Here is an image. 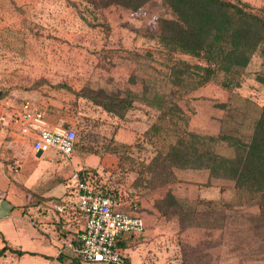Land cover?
<instances>
[{"label": "rangeland", "instance_id": "374dc122", "mask_svg": "<svg viewBox=\"0 0 264 264\" xmlns=\"http://www.w3.org/2000/svg\"><path fill=\"white\" fill-rule=\"evenodd\" d=\"M223 1L264 13V0ZM173 18L164 0H150L137 10L102 0H0V89L35 93L41 102L48 93H60L65 106L48 123L52 129L75 123L71 159L79 162L73 167L97 175L103 192L194 196L196 190L178 180L181 174L152 190L155 176L147 171L152 159L184 130L191 132L188 123L204 118L220 121V134L245 137L254 109L264 104V43L237 80L216 70L205 81L202 56L171 51L159 39L160 21ZM215 150L230 155L226 143ZM47 155L58 157L53 151ZM104 157L106 165L99 166ZM39 164L47 165L46 159ZM210 177L222 181L223 199L216 203L225 210L224 227L177 233L162 222L160 233L139 249L141 264H264V217L256 198L227 190L225 178ZM197 200H186L184 211L204 209Z\"/></svg>", "mask_w": 264, "mask_h": 264}, {"label": "trees", "instance_id": "16d2710c", "mask_svg": "<svg viewBox=\"0 0 264 264\" xmlns=\"http://www.w3.org/2000/svg\"><path fill=\"white\" fill-rule=\"evenodd\" d=\"M104 5H117L137 10L150 0H102ZM175 18L160 21L159 39L171 51L194 57L202 56L206 79L215 71L224 73L231 81L243 74L252 55L264 43V13L256 15L223 0H164ZM214 68V69H213ZM254 119L248 135L235 137L231 133L217 136L198 135L184 130L166 152L158 153L148 165L154 174L151 189L173 183L178 172L208 170L211 174L234 183L238 193L256 198L259 217H264V104L254 109ZM76 135V134H75ZM226 143L229 156L217 153L215 145ZM89 171H80L83 174ZM91 172V171H90ZM100 179L95 185L97 191ZM147 185V182H144ZM184 199L167 191L154 202L165 220L174 221L183 231L189 227H205L207 231L221 230L226 213L216 202L197 200L195 209L185 212ZM118 246L123 249L121 240ZM20 256L23 252L7 246Z\"/></svg>", "mask_w": 264, "mask_h": 264}, {"label": "crops", "instance_id": "0c3cea01", "mask_svg": "<svg viewBox=\"0 0 264 264\" xmlns=\"http://www.w3.org/2000/svg\"><path fill=\"white\" fill-rule=\"evenodd\" d=\"M0 24L3 23L0 21ZM9 24L7 20V30L12 28L8 27ZM1 26L0 32L4 28ZM48 97L42 98L41 102L35 93L19 92L9 89V87L6 90L0 89V116H10L22 103L29 102L32 107L42 111L45 126L52 129L48 121L52 117H56L54 115L60 113L65 105L60 93H48ZM230 97L232 98L233 95ZM226 99L227 97L224 102L227 101ZM34 100H37V103ZM229 108L228 106V111ZM223 112L226 114L225 111H222L221 116ZM73 126L75 123L70 122L67 127ZM221 127L220 121L218 123L216 120H212L206 123L205 118L197 125L188 123V129L191 132L205 136L219 135ZM135 129H137L136 126ZM31 135L33 136V134ZM31 145V138H21L18 128L14 125H8L0 134V251L4 246H7L10 249L23 252L22 255L17 256L6 251L0 257V264H74L76 259L70 255L67 249L63 248L62 242L73 241L83 229V219L77 208L76 199L68 187L69 176L74 170H78L73 167V163L76 164L79 159L66 160L60 155L54 159L47 155L52 150L45 154L35 153ZM16 157L22 159V166L18 173L14 174L9 167L13 158ZM42 157L46 159L47 165L38 166ZM82 162L85 167L89 164L88 160ZM106 162L107 157H104L97 161V164L105 166ZM69 165L73 167L71 171ZM78 171L88 170L80 169ZM177 174L182 175L178 180L188 183V186L196 190L192 197H181L172 192L177 198L213 202L223 199L224 190L219 187L222 181L210 177V171L190 170ZM62 181L65 182L62 183ZM225 181L230 184L227 190L235 191L234 183L228 179ZM37 183L39 186L36 187ZM48 183L53 186L48 187ZM162 196L158 193L153 194V191H144L141 195L131 198L127 197L124 191L117 194L120 202L118 209L133 213L130 202L136 201L138 204L136 213L145 224L142 234L125 235L121 239L122 244H125L122 251L130 264H141L142 259L139 253L144 250L147 242L156 237H153L154 234L160 233L162 222H165L168 229L182 233L174 221L165 220L154 207V202ZM54 204L66 205V213L59 217L52 208ZM35 208L37 211H41L36 213ZM53 228H55V232H52Z\"/></svg>", "mask_w": 264, "mask_h": 264}, {"label": "built area", "instance_id": "2783aa9c", "mask_svg": "<svg viewBox=\"0 0 264 264\" xmlns=\"http://www.w3.org/2000/svg\"><path fill=\"white\" fill-rule=\"evenodd\" d=\"M8 125L16 126L21 138H31L35 153L45 154L52 150L66 160H70L74 153L75 131L71 128H47L42 111L29 102L22 103L10 116H0V134ZM21 166L22 159L16 157L9 168L15 174ZM98 179L91 172L80 174L78 170L69 176L68 187L76 199L83 229L73 241H63L62 246L76 259L74 264H130L118 243L125 235L143 233L144 221L136 213L138 204L134 200L130 202L133 213L118 209L120 202L117 196L95 189ZM52 208L59 217L67 210L63 204H54Z\"/></svg>", "mask_w": 264, "mask_h": 264}]
</instances>
